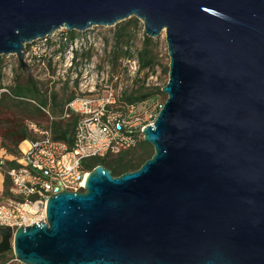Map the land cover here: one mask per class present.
<instances>
[{
	"label": "water",
	"instance_id": "1",
	"mask_svg": "<svg viewBox=\"0 0 264 264\" xmlns=\"http://www.w3.org/2000/svg\"><path fill=\"white\" fill-rule=\"evenodd\" d=\"M131 18L165 35L166 96L152 156L82 192L51 196L45 221L0 228L22 264H264V0H0V57L31 76L25 47L56 31ZM43 208L42 203L34 207Z\"/></svg>",
	"mask_w": 264,
	"mask_h": 264
},
{
	"label": "built area",
	"instance_id": "2",
	"mask_svg": "<svg viewBox=\"0 0 264 264\" xmlns=\"http://www.w3.org/2000/svg\"><path fill=\"white\" fill-rule=\"evenodd\" d=\"M69 42L71 44L72 40ZM31 49L35 53V47ZM74 54L71 45L70 66ZM124 66L128 74L138 73L136 59H125ZM102 75L96 90L95 81L87 79L86 72L78 85L80 95L64 107L62 118L70 114L78 117L71 146L54 140L50 130L30 125L38 138L21 144L19 166L7 171L10 187L8 196L0 198V228L9 227L15 231L18 227L45 221V206L51 196L65 191H83L94 169L89 164L91 158L117 155L134 148L143 138L144 128L153 124L156 111L162 105L155 104L140 113H133V106L126 107L125 111L115 110L118 97L113 84ZM3 164L4 159H1L0 166ZM38 203L43 205L40 210L34 208ZM40 214L42 219L37 218Z\"/></svg>",
	"mask_w": 264,
	"mask_h": 264
},
{
	"label": "trees",
	"instance_id": "3",
	"mask_svg": "<svg viewBox=\"0 0 264 264\" xmlns=\"http://www.w3.org/2000/svg\"><path fill=\"white\" fill-rule=\"evenodd\" d=\"M133 22L137 23V20L129 19L127 22L119 23L120 25L117 24L118 38L121 39L124 36L127 41L130 40L132 34L130 25ZM69 34L68 39L71 41L75 35L72 32ZM118 44L120 46L121 42H118ZM156 44L157 42L144 35L142 46L136 51L135 56L127 47L121 45L116 48L117 53L113 60L116 62L120 56L134 58L138 62V73L152 71L157 65L154 48ZM77 55V52H75L74 59L77 58ZM17 70L19 71L18 76L15 77L13 84L6 88L1 86L2 75L0 71V151L4 155V164L0 166V173L3 176V197L8 196L10 187L7 171L19 166L17 160L21 155V144L38 138L37 134L26 125V121L36 123L39 126L40 124L37 123L39 120L45 119L48 122L46 113L48 112L51 121L44 130H50L54 140L71 146L74 127L78 118L75 114H70L68 118H62L65 105L72 101L75 95L71 94L66 98H59L58 94L48 93L47 90H44L37 80L24 74L19 66ZM164 72L168 73V67L164 69ZM166 83L160 87H145L142 85L131 90H125L118 98L114 109L125 111L126 107L139 105H143L145 108L159 97H163V99L161 98L162 100L155 104L163 105L166 97L164 98L161 89ZM158 112L159 110L156 111V115ZM152 154V147L145 143L143 138H140L134 148L117 155L91 158L89 164L91 167L101 165L110 170L112 176H119L125 172L138 169ZM10 260H15L11 250L0 254V264H6Z\"/></svg>",
	"mask_w": 264,
	"mask_h": 264
},
{
	"label": "rangeland",
	"instance_id": "4",
	"mask_svg": "<svg viewBox=\"0 0 264 264\" xmlns=\"http://www.w3.org/2000/svg\"><path fill=\"white\" fill-rule=\"evenodd\" d=\"M131 19L137 20L136 18ZM127 21L129 19L124 22ZM130 28L132 34L128 41L124 36L121 39L118 38L117 34L119 32L116 25L114 27H93L85 32L66 31L62 29L56 31L51 37L46 38V40H37L31 45L27 44L25 54L28 53L26 62L29 66L31 77L37 80L44 90H47L48 93L54 92L58 94L59 98H66L71 94L75 95V97L80 95L78 85L86 72L87 79L95 81L96 90L99 89V82L102 78L101 74H103L102 76L113 84L115 95L118 98L123 91L131 90L137 86H162L168 81V73H165L164 69L169 64L164 33L152 39L157 42L156 47H154L157 65L152 71H143L132 75L126 72L124 66L127 57L120 56L114 62L113 59L117 53V47L119 48L121 45L127 47L132 55L135 56L136 51L142 46L145 35L142 23L137 20V23H131ZM70 32L75 35L71 44L68 39ZM118 42H121L120 46H118ZM126 42L127 44L125 45ZM71 45H73V53L77 52L78 55L70 66L69 64L72 59L70 55ZM31 47H35V53L32 52ZM17 67L18 63L15 56L0 57L2 87L6 88L13 84L15 77L19 74ZM88 88L89 86L82 89L86 90ZM161 98L163 99V97L156 98L154 100L155 102L148 104L149 106L145 108L143 105L134 107L133 113H140L150 106L152 107L156 102H160L162 100ZM47 119L48 122L45 119L39 120L37 122L40 124L39 126L29 121H26V125L29 127H31L30 125H34L37 129L44 130L51 121V117L48 114ZM3 157L4 155L0 151V160ZM2 193L3 177L0 176V198ZM37 218L42 219L43 216L40 214ZM6 264L22 263L16 260H10Z\"/></svg>",
	"mask_w": 264,
	"mask_h": 264
},
{
	"label": "crops",
	"instance_id": "5",
	"mask_svg": "<svg viewBox=\"0 0 264 264\" xmlns=\"http://www.w3.org/2000/svg\"><path fill=\"white\" fill-rule=\"evenodd\" d=\"M0 176H2L1 173H0ZM2 177H3V176H2ZM1 197H2V196H1Z\"/></svg>",
	"mask_w": 264,
	"mask_h": 264
}]
</instances>
